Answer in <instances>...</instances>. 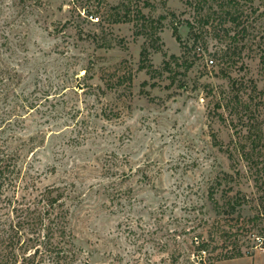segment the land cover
<instances>
[{"label": "rangeland", "instance_id": "rangeland-1", "mask_svg": "<svg viewBox=\"0 0 264 264\" xmlns=\"http://www.w3.org/2000/svg\"><path fill=\"white\" fill-rule=\"evenodd\" d=\"M148 1L0 0V145L65 192L70 264H264V147L233 150L264 142V0Z\"/></svg>", "mask_w": 264, "mask_h": 264}, {"label": "trees", "instance_id": "trees-1", "mask_svg": "<svg viewBox=\"0 0 264 264\" xmlns=\"http://www.w3.org/2000/svg\"><path fill=\"white\" fill-rule=\"evenodd\" d=\"M205 0H195L197 4ZM144 5H149L148 0H143ZM136 12L140 17L137 22V30L140 33L149 30V35L160 24V20L147 19L138 8ZM235 19V18H232ZM132 20L130 11H125L118 15L115 21ZM149 26V29H147ZM174 36L180 41L177 28H173ZM151 40H159L157 35L151 36ZM155 48V47H153ZM156 46L155 49H158ZM148 47L145 45L140 51V68H147L150 72L155 71L153 65L147 61ZM175 55H170L168 60L164 61V67L172 70L174 66L183 65L182 61ZM188 63L185 70L191 65ZM123 78V77H121ZM247 136L250 139V149L246 150L245 145L237 143L233 146L241 157L251 161L264 147L261 143V134L250 133ZM213 142L220 145L217 141L216 133H211ZM229 156L231 150L226 149ZM262 161V171H264V158ZM250 164V163H249ZM65 192L60 187L45 186L39 188L33 179H26L14 156L6 152L5 148L0 145V207H13L8 209L7 214L0 212V264H34L36 260L50 264H70L75 257L71 249L70 233L66 227V215L62 211H57V207H65ZM227 213H232L241 201L232 198L226 201ZM10 211H16L19 216L17 221L9 216ZM230 235V234H229ZM197 246L195 247L197 258L200 264H212L206 261L203 254L206 253L209 245L205 240L196 238ZM240 249L236 253L226 255L227 258L242 256Z\"/></svg>", "mask_w": 264, "mask_h": 264}, {"label": "built area", "instance_id": "built-area-1", "mask_svg": "<svg viewBox=\"0 0 264 264\" xmlns=\"http://www.w3.org/2000/svg\"><path fill=\"white\" fill-rule=\"evenodd\" d=\"M210 64H212L213 63V60L212 59H209V61H208Z\"/></svg>", "mask_w": 264, "mask_h": 264}]
</instances>
